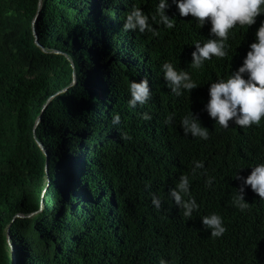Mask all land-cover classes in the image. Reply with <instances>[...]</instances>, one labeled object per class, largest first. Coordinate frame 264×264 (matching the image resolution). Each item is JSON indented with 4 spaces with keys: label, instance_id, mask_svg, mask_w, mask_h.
<instances>
[{
    "label": "trees",
    "instance_id": "16d2710c",
    "mask_svg": "<svg viewBox=\"0 0 264 264\" xmlns=\"http://www.w3.org/2000/svg\"><path fill=\"white\" fill-rule=\"evenodd\" d=\"M167 2L175 27L150 19L154 36L123 24L133 6L159 21V0H0V264H264V199L246 186L248 208L234 204L235 176L264 164V119L224 129L206 110L211 83L243 65L264 13L229 31L224 58L194 68L211 23ZM166 62L197 88L176 96ZM143 79L151 98L132 108L130 84ZM191 112L207 140L184 134ZM181 175L199 206L191 218L169 195ZM213 213L227 229L219 238L201 220Z\"/></svg>",
    "mask_w": 264,
    "mask_h": 264
},
{
    "label": "clouds",
    "instance_id": "9594fccd",
    "mask_svg": "<svg viewBox=\"0 0 264 264\" xmlns=\"http://www.w3.org/2000/svg\"><path fill=\"white\" fill-rule=\"evenodd\" d=\"M176 4L182 17L189 15L198 21L199 26L206 22L211 23L210 38L201 45L195 43V51L192 52V67L200 68L203 62L211 60L212 57L224 58L226 56V44L228 33L237 24L251 26L256 18L262 13L264 0H172ZM170 5L167 0H159L156 12L159 15V21L156 15L151 18L144 14L141 8L133 6L132 10L126 15L123 28L127 31H136L144 33L150 31L154 36L159 35L156 28L150 23L163 24L168 29L175 27V21L165 14ZM164 79L169 84L171 91L176 96L182 95V90L191 91L197 88V84L192 80L190 74L185 70L179 72L174 66L166 62L163 64ZM248 78L245 79L244 75ZM131 99L129 105L135 108L137 105L143 106L151 98V90L147 79L133 81L130 84ZM210 100L206 105V110L211 118L224 129L229 128V122L233 121L236 125L244 128L252 125L259 126L264 119V22L256 32V42L250 45L243 65L235 72H232L226 79H217L212 82L209 88ZM144 120H151V116L145 112L141 114ZM174 114L166 118L165 123L170 124ZM121 117L115 115L112 123L118 125ZM181 127L184 134L189 133L192 137H200L204 140L209 138V130L202 127L198 117L192 112L185 116L181 121ZM123 140H131L132 137L126 132L121 133ZM204 168L203 162H195L193 173L196 169ZM236 179L243 181L234 198V204L241 211L248 208L249 204L245 202V187L258 194L260 199H264V164H258L252 167L251 174L245 179L239 175ZM212 179L207 181L211 185ZM169 195L175 201L176 206L183 210L186 218H191L193 212L198 209L196 200L190 195V181L186 175L179 177V183L175 188L169 190ZM188 196L185 200L184 197ZM152 204L155 209L162 208V201L156 195H152ZM205 229L211 230V236L221 237L226 228L223 226L222 218L213 213L201 218ZM160 264H168L161 259Z\"/></svg>",
    "mask_w": 264,
    "mask_h": 264
},
{
    "label": "rangeland",
    "instance_id": "374dc122",
    "mask_svg": "<svg viewBox=\"0 0 264 264\" xmlns=\"http://www.w3.org/2000/svg\"><path fill=\"white\" fill-rule=\"evenodd\" d=\"M19 3V2H18ZM17 3V1L15 2V4L17 5L18 4ZM14 4V5H15ZM15 5V6H16ZM7 6H10L9 4L7 5ZM16 9H18V13H19V17L18 16H16V21L17 22H14V27H12L11 28V31L8 33V35H9V37H8V41H10V40H12V39H14V37H15V34H16V32H17V27H18V21H19V18H20V15L23 13V8H19V7H17ZM10 10H8V12H9ZM12 13V12H11ZM21 50V47H17V48H15V50H13V52L15 53V52H17V51H20ZM34 214H32L31 216H33Z\"/></svg>",
    "mask_w": 264,
    "mask_h": 264
},
{
    "label": "bare ground",
    "instance_id": "6f19581e",
    "mask_svg": "<svg viewBox=\"0 0 264 264\" xmlns=\"http://www.w3.org/2000/svg\"><path fill=\"white\" fill-rule=\"evenodd\" d=\"M40 211H41V209H40ZM40 211H39V212H40Z\"/></svg>",
    "mask_w": 264,
    "mask_h": 264
}]
</instances>
